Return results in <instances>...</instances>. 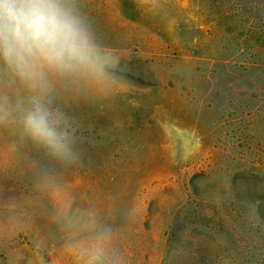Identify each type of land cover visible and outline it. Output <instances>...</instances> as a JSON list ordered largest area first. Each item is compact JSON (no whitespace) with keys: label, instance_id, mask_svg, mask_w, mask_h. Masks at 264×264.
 I'll list each match as a JSON object with an SVG mask.
<instances>
[{"label":"rangeland","instance_id":"rangeland-1","mask_svg":"<svg viewBox=\"0 0 264 264\" xmlns=\"http://www.w3.org/2000/svg\"><path fill=\"white\" fill-rule=\"evenodd\" d=\"M80 5L118 83L57 85L71 163L0 126V264H86L105 228V264H264V0Z\"/></svg>","mask_w":264,"mask_h":264},{"label":"clouds","instance_id":"clouds-1","mask_svg":"<svg viewBox=\"0 0 264 264\" xmlns=\"http://www.w3.org/2000/svg\"><path fill=\"white\" fill-rule=\"evenodd\" d=\"M119 57L100 41L80 0H0V126L62 163L77 158L74 129L53 106L57 85L103 91L118 83ZM22 93V94H21ZM40 185L58 194L47 175ZM58 219L65 228L90 231L91 221L64 204ZM111 230L99 231L85 249L86 264H105Z\"/></svg>","mask_w":264,"mask_h":264}]
</instances>
